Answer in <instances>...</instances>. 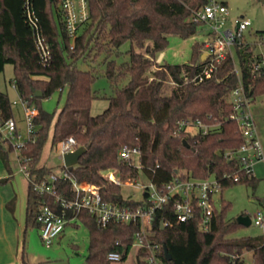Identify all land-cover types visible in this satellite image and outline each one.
Here are the masks:
<instances>
[{
  "label": "trees",
  "instance_id": "1",
  "mask_svg": "<svg viewBox=\"0 0 264 264\" xmlns=\"http://www.w3.org/2000/svg\"><path fill=\"white\" fill-rule=\"evenodd\" d=\"M31 1L50 56L47 61L41 57L26 18L24 0H0V73L12 64V81L19 96L38 110L34 141H28L20 150L21 156L29 158L33 179L57 172L40 163L51 129L53 145L74 136L76 148H87L69 169L72 177L95 183L103 197L116 204L136 207L140 202L124 195L123 184L104 176L109 169L116 170L125 182L135 178L140 167L159 189L178 173L196 178L215 175L221 181V197L208 231L199 228L198 216L177 222L171 203L155 214L148 238L151 244L158 245V264H248L243 258L245 251H252V264H264V234L232 237L242 224L228 218L232 203L223 196L224 189L236 183L253 187L258 183L256 176H247L239 169L238 151L246 137L239 121L231 118L235 105L230 95L240 75L252 102L264 96V66L254 68V62L260 59L256 54L257 40L249 41L244 34L234 45L235 56L216 63L211 76L200 80L196 76L208 64L202 57L204 41L193 43L189 61H166L151 68L157 54L168 47L169 35L188 38L198 32L203 23L192 19V12L209 0H87L89 18L75 36L68 32L60 0ZM256 34L264 36V30ZM126 42H130L126 51L129 60L118 63L110 58ZM101 54L106 56L105 74L115 93L103 112L92 115L90 101L98 97L93 89L95 68L82 69L77 63L95 60ZM125 77L128 82L116 87ZM168 81L176 85L166 93ZM64 90L65 104L59 112L42 107L43 99ZM35 91H41L42 96H36ZM10 117H14L12 102L8 93L0 90V121ZM181 119L201 120L214 128L206 134L199 131L191 135L177 124ZM124 146L137 147L138 158H120L119 151ZM13 150L6 139H0V156L6 166ZM234 172L240 175L237 181L222 177ZM56 184L63 195L73 197L69 179L61 178ZM44 203L54 205L49 195L35 192L29 183L26 228L40 229L36 213ZM56 207L62 211V207ZM73 215L67 212L68 218ZM167 219L171 223L163 226L162 221ZM76 221L89 231L88 264H109L110 252H119L125 259L140 230L139 224L116 221L101 226L86 210L77 213ZM150 255L148 246L138 247L135 264H155Z\"/></svg>",
  "mask_w": 264,
  "mask_h": 264
},
{
  "label": "built area",
  "instance_id": "2",
  "mask_svg": "<svg viewBox=\"0 0 264 264\" xmlns=\"http://www.w3.org/2000/svg\"><path fill=\"white\" fill-rule=\"evenodd\" d=\"M62 9L65 13L68 32L75 36L80 31L81 26L88 20L87 0H60ZM26 18L31 25L37 47L41 52V57L47 61L50 56V47L45 37L41 33L38 17L32 6L31 0H24ZM228 6L224 1L209 0L208 3L194 9L192 19L206 24L207 37L204 40L205 59L208 60L207 66L199 73L196 78L200 80L203 77H210L216 63L222 61L228 56L234 57V45L242 37L251 25V20L245 15L237 16L234 19L229 18ZM257 44L264 43V36H259ZM260 59L254 62V68L259 69L264 66V54H258ZM161 53L156 61L163 59ZM238 75V69L235 67ZM231 100L235 105V113L231 118L239 121L246 142L239 149L241 155V164L239 169L247 176H255V168L259 162L264 163V151L257 135L255 118L251 111L252 99L245 91L244 85L239 75V84L231 93ZM24 107V119L26 123L25 132H21L18 123L14 117L0 121V131L3 138L6 139L15 150H20L28 141H34V118L38 114L35 106L29 105L27 101L20 97ZM180 128H184L191 135L198 133H208L214 128L204 124L201 120L181 119L177 121ZM196 128V131H191ZM76 149V139L70 136L61 142V155ZM139 150L137 147L124 146L119 151V157L122 159L138 158ZM21 171L26 175L32 189L42 195H49L54 205L44 203L36 213L37 220L41 223L39 229L42 242L50 247L57 237H59L65 225L76 220L77 213L86 210L93 214L97 223L106 226L111 221L122 223L139 224L140 230L136 233L133 245L137 247L148 246L151 250L150 260L158 264L156 251L157 244H151L148 236L152 234L155 214L158 210L164 209L169 203L174 208L177 222H185L189 219L199 217V228L202 231H208L211 227L212 216L215 208L220 205V197H215L221 193V181L215 175H209L205 178H196L191 175L183 176L178 173L169 181L165 182L159 189L151 180L150 185H141V196L137 198L140 204L136 207L129 205H120L113 203L103 197L101 189L93 182L79 181L72 177L69 168L65 166L59 172H52L43 179L35 180L29 171V158L19 156ZM237 166V164H235ZM140 169V167H139ZM104 176L111 182L135 185L131 179L124 183L120 180L116 170L109 169L103 172ZM223 178L237 181L240 179L238 172L224 173ZM69 179L72 185L73 197L63 195L57 188V182L60 179ZM56 206L62 207L58 211ZM71 211L74 215L67 217V212ZM249 215V214H244ZM171 223L170 219L163 220L162 225ZM251 223L262 229L264 234V211H257L251 216ZM238 257H241L238 255ZM108 260H121L119 252H110ZM233 264H238L234 261Z\"/></svg>",
  "mask_w": 264,
  "mask_h": 264
},
{
  "label": "rangeland",
  "instance_id": "3",
  "mask_svg": "<svg viewBox=\"0 0 264 264\" xmlns=\"http://www.w3.org/2000/svg\"><path fill=\"white\" fill-rule=\"evenodd\" d=\"M227 3L229 18L234 19L237 16L245 15L251 20V25L246 30V38L249 41L260 39L256 34L259 30H264V2L262 0H219ZM206 24L203 23L198 29V32L191 37L182 38L179 35H169V45L161 53H163V59L160 62L156 61V58L161 54L158 53L154 58L155 64L152 66V70L158 68L156 64H163L164 62L171 63H184L189 61L192 45L194 42H203L207 37ZM147 43H151L147 41ZM130 48V42H126L119 48V53H114L110 58H115L118 63L129 60V55L126 52ZM203 53H205L203 49ZM264 54V43L259 44L256 48V54ZM105 54H101L95 58V60L89 59L88 61L80 60L77 65L82 69H90L92 66L95 68V74L97 75L95 82L93 83V89L98 94V97L90 101V113L92 115L103 112L109 105L110 97L115 93V88L111 84L110 80L105 74L106 62ZM237 68L240 69L238 58L236 57ZM151 75V72H148ZM14 68L12 64H7L0 73V90L8 93V96L12 102L13 116L18 123L19 130L25 132L26 123L24 117V107L20 96L13 85ZM128 82V77H125L120 81L116 87H122ZM176 84L173 81L167 82L166 93H169L171 88ZM66 99V90L61 94L56 91L49 98L42 100V107L49 111H57L64 106ZM33 106V105H32ZM191 131H196V128H191ZM1 132V131H0ZM0 139L3 140L1 133ZM18 150H13L9 154V163L12 170L15 173L14 185L25 183L26 179L21 170V163L18 159ZM61 156V143L55 145L52 144V129L49 133L47 142L45 143L41 164L53 167L57 172L61 170L63 166V159ZM256 166V177L258 183L256 187L248 185L246 183H236L228 186L223 191V196L226 200L232 203L230 210L228 211V218L237 221V218L241 214H254L262 210L264 211V172L263 169H259ZM131 181L135 185L123 184L124 195L130 198H139L141 196V189L139 186L145 184L150 185L151 181L148 176L141 170L135 178ZM124 183V182H123ZM220 194L216 195V199H219ZM263 231L258 226L251 223L250 225L239 226L232 237L241 236H255L262 234ZM25 253L30 257L34 264H88L87 255L89 247V231L88 228L80 221L73 220L71 223L65 225L64 232L54 240L50 247L46 246L41 238L39 229L36 226H29L25 236ZM138 247L133 245L128 256L125 259L118 261H111L109 264H135ZM26 256V257H27ZM243 258L248 264H252V251H245Z\"/></svg>",
  "mask_w": 264,
  "mask_h": 264
},
{
  "label": "crops",
  "instance_id": "4",
  "mask_svg": "<svg viewBox=\"0 0 264 264\" xmlns=\"http://www.w3.org/2000/svg\"><path fill=\"white\" fill-rule=\"evenodd\" d=\"M251 111L264 151V96L258 97L252 103ZM19 156L20 152L18 159ZM257 165L264 172V163L259 162ZM256 170L255 168V176ZM23 175L25 183L22 185L16 182L14 185L15 173L10 163L6 166L0 156V264H34L25 253L29 180L24 173ZM4 179L8 180L2 182Z\"/></svg>",
  "mask_w": 264,
  "mask_h": 264
},
{
  "label": "water",
  "instance_id": "5",
  "mask_svg": "<svg viewBox=\"0 0 264 264\" xmlns=\"http://www.w3.org/2000/svg\"><path fill=\"white\" fill-rule=\"evenodd\" d=\"M264 2V0H262ZM206 53H203V58H205ZM36 96H42L41 91H35ZM87 148L84 146H79L75 150L67 152L60 157L63 159V164L67 166L69 169H72L74 165H76L79 162L80 157L86 152ZM264 204V200H263ZM237 221L243 225H250L251 224V218L249 215L241 214L238 216ZM165 253L170 259V255L168 254L167 250L165 249Z\"/></svg>",
  "mask_w": 264,
  "mask_h": 264
},
{
  "label": "flooded vegetation",
  "instance_id": "6",
  "mask_svg": "<svg viewBox=\"0 0 264 264\" xmlns=\"http://www.w3.org/2000/svg\"><path fill=\"white\" fill-rule=\"evenodd\" d=\"M249 217L251 218V216L249 215Z\"/></svg>",
  "mask_w": 264,
  "mask_h": 264
}]
</instances>
